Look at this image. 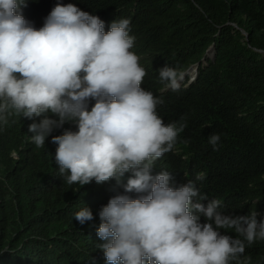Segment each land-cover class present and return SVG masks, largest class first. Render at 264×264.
<instances>
[{
  "label": "clouds",
  "instance_id": "1",
  "mask_svg": "<svg viewBox=\"0 0 264 264\" xmlns=\"http://www.w3.org/2000/svg\"><path fill=\"white\" fill-rule=\"evenodd\" d=\"M22 6L26 0H0V128L14 117H43L28 131L44 147L55 129L74 125L52 137L55 163L69 185L107 187L92 195L99 264H250L246 245L264 248V216L226 215L196 181L173 179L169 152L185 124L165 123L157 111L163 100L141 86L147 71L131 51V20H114L105 32L98 16L57 0L37 29ZM210 48L179 77L161 68L165 91L191 86L214 60ZM219 141V133L208 137L214 149ZM114 179L126 181V194ZM253 202L264 209V200ZM74 219L84 225L93 212L83 206Z\"/></svg>",
  "mask_w": 264,
  "mask_h": 264
},
{
  "label": "trees",
  "instance_id": "2",
  "mask_svg": "<svg viewBox=\"0 0 264 264\" xmlns=\"http://www.w3.org/2000/svg\"><path fill=\"white\" fill-rule=\"evenodd\" d=\"M56 3L26 0L20 11L39 29ZM62 3L98 16L105 32L114 20H131V51L147 71L141 86L163 100L157 111L165 123L185 124L169 152L173 179L179 185L196 181L208 200L220 201L226 215L257 211L258 219L264 216L253 202L264 200V0ZM211 46L214 60H207L191 86L165 91L161 68L167 65L179 77ZM42 118L14 117L0 128V264H99L90 236L98 228L92 195L107 187L95 181L83 187L66 182L55 163L52 137L76 129L65 124L44 147H36L28 127ZM212 133L220 134L216 149L208 142ZM198 175L203 179L196 180ZM114 180L122 187L120 195L126 194V181ZM83 206L94 219L80 225L74 216ZM222 231L236 236L230 229ZM262 246L258 241L246 245L250 264H264Z\"/></svg>",
  "mask_w": 264,
  "mask_h": 264
},
{
  "label": "water",
  "instance_id": "3",
  "mask_svg": "<svg viewBox=\"0 0 264 264\" xmlns=\"http://www.w3.org/2000/svg\"><path fill=\"white\" fill-rule=\"evenodd\" d=\"M211 48L213 49L212 51H213V53H214V47L212 46ZM211 48H210V49H211Z\"/></svg>",
  "mask_w": 264,
  "mask_h": 264
},
{
  "label": "bare ground",
  "instance_id": "4",
  "mask_svg": "<svg viewBox=\"0 0 264 264\" xmlns=\"http://www.w3.org/2000/svg\"><path fill=\"white\" fill-rule=\"evenodd\" d=\"M212 49V48H211ZM213 50V49H212ZM209 52V51H208ZM212 53H213V51H212Z\"/></svg>",
  "mask_w": 264,
  "mask_h": 264
},
{
  "label": "rangeland",
  "instance_id": "5",
  "mask_svg": "<svg viewBox=\"0 0 264 264\" xmlns=\"http://www.w3.org/2000/svg\"><path fill=\"white\" fill-rule=\"evenodd\" d=\"M208 59H209V57H208Z\"/></svg>",
  "mask_w": 264,
  "mask_h": 264
}]
</instances>
